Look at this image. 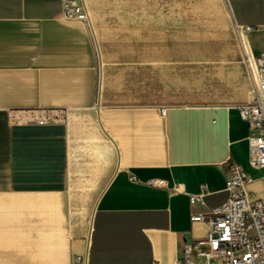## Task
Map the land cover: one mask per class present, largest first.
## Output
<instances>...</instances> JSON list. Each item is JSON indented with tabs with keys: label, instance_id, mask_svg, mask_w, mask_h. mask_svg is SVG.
<instances>
[{
	"label": "crops",
	"instance_id": "obj_1",
	"mask_svg": "<svg viewBox=\"0 0 264 264\" xmlns=\"http://www.w3.org/2000/svg\"><path fill=\"white\" fill-rule=\"evenodd\" d=\"M85 3L93 33L64 0H0V264H176L209 232L193 213L228 199L230 162L264 200L238 108L264 0Z\"/></svg>",
	"mask_w": 264,
	"mask_h": 264
},
{
	"label": "built area",
	"instance_id": "obj_2",
	"mask_svg": "<svg viewBox=\"0 0 264 264\" xmlns=\"http://www.w3.org/2000/svg\"><path fill=\"white\" fill-rule=\"evenodd\" d=\"M63 15L68 19L83 21L91 33L89 10L85 0H64ZM251 27H246L250 29ZM253 74L255 97L252 102L240 105L239 111L250 128V163L254 167H264V53L254 56L246 50ZM165 112V109H163ZM56 111H43L24 119L25 122L44 124L66 118ZM254 179L240 164L227 165V188L230 195L222 205L210 208L207 213L195 212L193 220H208L210 229L206 236L196 240L198 245L207 246L198 250L192 242L184 245V256L176 264H264V200L253 198L242 188ZM164 181L160 180L159 184ZM192 205L207 207L204 190L191 194ZM238 251H242L237 254ZM199 257L205 262L200 263ZM79 261L83 257H78ZM158 264V263H155Z\"/></svg>",
	"mask_w": 264,
	"mask_h": 264
},
{
	"label": "rangeland",
	"instance_id": "obj_3",
	"mask_svg": "<svg viewBox=\"0 0 264 264\" xmlns=\"http://www.w3.org/2000/svg\"><path fill=\"white\" fill-rule=\"evenodd\" d=\"M244 60H245V63L247 64V67H248V69H249V71H250V74H251V77H252V79H253V74H252V71H251L250 66H249V62H248V58H247V54H246V52H245V55H244ZM253 82H254V81H253ZM206 248H207V246L199 245L196 249L201 250V249H206ZM241 252H242V251H238L237 254H239V253H241ZM198 261H199L200 263H204V262H205V258H204V257H199V258H198Z\"/></svg>",
	"mask_w": 264,
	"mask_h": 264
}]
</instances>
